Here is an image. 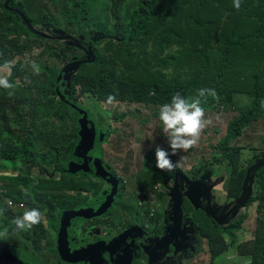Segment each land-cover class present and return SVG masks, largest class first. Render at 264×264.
Wrapping results in <instances>:
<instances>
[{
  "label": "trees",
  "instance_id": "trees-1",
  "mask_svg": "<svg viewBox=\"0 0 264 264\" xmlns=\"http://www.w3.org/2000/svg\"><path fill=\"white\" fill-rule=\"evenodd\" d=\"M39 1L47 13L41 22L42 27L51 19L56 21L49 36L64 34L72 38L66 44L60 39L47 37L40 44L29 42L35 33L26 28L17 13L8 12L0 5V70L6 62H13L10 74L3 76L0 73V77H6L14 86L12 89L0 87V161H20L18 166L10 167L15 174L14 179L3 187L6 193L0 189V210L4 214V196L12 197L18 203L29 199L49 201L54 190L48 184L56 173L50 174V171L67 169L68 162L75 159L73 152L80 140L78 119L83 116L59 99L56 83L63 66L72 61L77 51L82 52L74 39H79L82 28L93 20L92 13L79 0ZM126 2L111 0V5H107L113 20L112 28L107 15L103 21L108 33L97 34L91 24L86 28L85 45L92 48L95 59L80 65L72 74L67 85V100L79 105L84 98L86 102L92 100L94 105L109 104L108 97L112 96L113 102L160 108L177 92L193 98L200 88L215 89L218 99L210 96L201 99L204 108L215 115L235 114L222 138L223 142L228 141L227 147L219 150L216 158L220 155L218 162L227 163L230 169L226 200L236 199L242 194L249 165L257 156L247 154L244 157L242 148L234 147L230 142L261 116L264 0H240L239 10L234 7V0H139L128 20L122 13ZM196 3L200 10L193 14L191 6ZM13 4L29 11L38 2L11 0L10 5ZM70 5L72 10L68 9ZM19 32L26 34L21 36ZM49 40L55 44L48 45ZM35 51L38 54L30 62L21 60ZM254 54L256 61L250 64ZM83 55L87 58V54ZM215 57L213 66L211 60L214 61ZM225 63L227 68L223 70ZM30 68L35 72H29ZM28 83L29 87L26 86ZM228 88L233 92L222 96ZM9 92L13 94L10 96ZM235 92L241 96L234 95ZM239 99L247 108L235 113ZM152 121L156 128L161 124L159 113L149 111L141 119L145 126ZM100 128L106 134L104 140L107 143L113 132L112 124ZM179 154L175 161L171 157L174 163ZM140 158L148 170H159L155 150L151 147L140 154ZM0 170L8 169L0 167ZM18 170H27L26 182H33L34 195L25 197ZM45 170L49 176L42 179ZM174 170H180L179 166ZM251 190L249 204L242 211L243 216L249 215L250 207H253L251 226L242 224V216L223 227L215 223L211 225V221L202 225L209 246V264H216L227 244L234 245L227 241L224 229L233 241L239 240L236 232L242 234V241L235 243L240 257L248 264H264V168L256 174Z\"/></svg>",
  "mask_w": 264,
  "mask_h": 264
},
{
  "label": "flooded vegetation",
  "instance_id": "flooded-vegetation-1",
  "mask_svg": "<svg viewBox=\"0 0 264 264\" xmlns=\"http://www.w3.org/2000/svg\"><path fill=\"white\" fill-rule=\"evenodd\" d=\"M37 2L39 6L42 5L39 0ZM46 14L44 9L42 20ZM40 28H42V24H39V30ZM87 31V29H83L80 33ZM46 36L47 38L51 37ZM85 36L87 38L86 34ZM37 41L42 42L41 40ZM81 51L83 52L82 49ZM134 105L144 106L147 109V112L137 111L133 115L145 135H157L158 131L154 122L151 127L141 123V119L152 108L144 104ZM103 109L104 112L109 111L106 107ZM117 120L115 116L110 120L113 132L107 142L111 139L112 134L117 132L115 126ZM146 136L141 145H136L131 149L140 153L144 148H148ZM116 138L117 140H111L114 152L121 149V143H123L121 135H117ZM138 147L140 148L137 149ZM262 151L263 147L257 149L256 155L259 158H254L252 162L256 163L259 159L264 158ZM91 156L94 157L92 154ZM77 162L82 163L83 161L80 159ZM104 164L107 170H94L93 162H90L92 170H78L71 174H68L66 170H51L50 174L53 171L56 173L48 187L54 190V194L47 202L29 199L25 203H18L12 197L4 196V203L10 201L11 204L7 205L0 225L9 226L11 221L22 215L24 211L39 206L43 207L39 210L44 214V220L40 225L34 226L32 230L20 232L18 235H9V238L0 239V242L9 246L22 261L28 264H101V262L102 264H122L126 260H136L143 264H185V260L205 255L209 250L202 226L206 221H211L209 222L211 225L215 223L217 226L223 227L239 220V218L227 219L226 225H219L213 215L209 220H204L201 218V213L205 208L202 205L199 206L196 197L192 196L196 202L192 205L187 196L181 195L184 197V217L181 225L178 226L173 212V200L176 196L174 189L178 184L180 186L181 180L188 181L186 173L182 172L180 168V170L173 171L148 170L141 163L144 167L143 170H136L133 175L123 177V174L129 173L130 170H120L121 166H114L111 162ZM195 172L198 179L203 182L204 179L219 177L222 178V181L225 180V176L210 175L211 170H195ZM183 173L186 179H183ZM109 174L110 177L103 178ZM18 176L21 187L34 195V184L31 180L26 182L27 174H22L21 170H18ZM46 176H49L48 170L43 172L42 179ZM103 179H108L114 190H110L109 187L102 184ZM4 186L2 184L0 189L5 192ZM206 187L210 192L212 207L214 193L221 192V190L216 185L213 187L210 183L206 184ZM104 188L112 193L109 198L108 195L102 193ZM122 194L125 196L124 203L121 210L117 211L115 201ZM68 196L73 197L74 201L67 203ZM204 201L208 207L207 200L204 199ZM217 202L221 215L228 204L231 203L232 207L235 205L236 199L227 201L224 193ZM21 206L23 208L19 209ZM244 209L240 210L242 213L241 222L247 226L250 214L243 216ZM66 211H77L83 214L64 216ZM227 213H223L221 216L213 214L222 220ZM183 230L187 231L184 236ZM133 232L137 233L136 237L132 236ZM224 235L229 236L228 234ZM236 236L239 240L240 237L242 238L240 232H236ZM65 253H83L85 255L82 261L73 262L63 259L62 254ZM100 257L102 261H100ZM175 257L184 258V260L174 263Z\"/></svg>",
  "mask_w": 264,
  "mask_h": 264
},
{
  "label": "rangeland",
  "instance_id": "rangeland-1",
  "mask_svg": "<svg viewBox=\"0 0 264 264\" xmlns=\"http://www.w3.org/2000/svg\"><path fill=\"white\" fill-rule=\"evenodd\" d=\"M139 0H127V4L122 7V13L123 17L128 20L129 17L131 16L133 10L137 7ZM195 1V0H190V2ZM79 3L82 4V6H86V8L92 13V18L93 19L90 23L86 25L84 29H86L90 24L93 26L92 29H94L97 34L101 33H108L109 30L106 28L104 25L103 21L105 20L106 15L109 17V23H110V28L113 26V20L110 15V9L108 6L111 5V0H79ZM69 10L73 9V6L70 5L68 7ZM29 15V19L32 23V25L36 28H39V22L41 19V16L44 13V8L40 7L39 4L34 5L29 11L27 12ZM58 19L68 25V22H66L62 17L57 16ZM102 20V21H101ZM56 23L54 20H50L48 23H46L40 30L34 31L35 35H31L29 38V42H37L40 44L37 40L43 41L44 38H46V35H49L52 33L51 27ZM60 25V23L58 24ZM83 30V28H82ZM63 33L67 32L65 30L62 31ZM68 33V32H67ZM54 37H63L61 40L64 44H66L68 41H71L70 36L66 35H61V36H54ZM85 33L82 32L79 37L78 45L79 47H83L84 49H88L86 46H84L85 43ZM94 40V39H93ZM48 45L53 46L55 42L53 40H49L47 42ZM43 46V45H42ZM85 54H87L86 51H83ZM83 52H78L76 56L82 57ZM38 54L37 51L28 54L26 57L22 58L21 60L24 61L25 63L30 62L34 57H36ZM215 54L212 52V55ZM81 59V58H80ZM76 59V60H80ZM82 61H89L88 58H85V55H83V58L81 59ZM215 60L216 57L214 58V61L211 60V63L213 66H215ZM53 64V63H51ZM219 66V65H218ZM77 66H74L71 68L64 76L62 79L61 87H60V93L68 98V93H67V85H66V80L71 71L74 70ZM227 65H223V70H226ZM29 72H35L34 69L30 68L28 69ZM1 75L7 76L9 73V70H0ZM29 87V83L26 85ZM232 93L233 90L228 88L226 91L222 93V96L227 95L228 93ZM58 95V94H57ZM236 96H241L240 93H234ZM59 96V95H58ZM81 105L87 109L90 112L91 118L96 119L98 126H102L104 122L110 121L114 117V112H113V106L114 105H108L105 104L106 109H109V114L110 117L108 118V114L104 112L100 108H95L94 102L92 100H88L86 102V98H84L83 101H79ZM246 104L242 101L237 102V109L235 113L245 111L246 110ZM156 109V108H155ZM137 111H142V112H147V109L144 106L140 105H134V104H124L121 105L118 112L119 115L116 117L118 120L115 122V126L117 127V132L112 134L111 139L104 145V159L102 160L104 163L111 162L114 166H121L120 170H130L129 173H124L123 177H127L129 175H133V173L136 170H143V166L141 164V158L140 154L145 151L147 148H144L142 152L139 153V151H134L131 149L132 147L136 145H141L144 141V137L146 136L144 131L142 130L138 120L133 116ZM116 113V112H115ZM259 113H260V118L254 122H251L248 124V126L243 130V133L241 136H239L236 140L231 141V145L234 147L242 148V151H245L242 153V155L245 157L247 154L252 156L253 154L257 153V149L264 147V99H262L260 107H259ZM123 114H126L125 118H122L119 120V117L122 116ZM218 116V117H217ZM235 114L231 112V114L224 116L223 114H218L215 115L213 112L207 108H205V118L209 120L210 122L207 124L203 132L201 133L200 136V141L197 147H194L192 149H189L188 151H181L179 154V157L177 159V162H179L178 166L182 170V172L186 173L188 176V181L190 182H197L200 181L196 175L195 170H211L210 175L215 174V176H225V180L222 181V178H213V179H204V183L208 184L210 183L213 187L216 185L217 188L221 190V192H215L212 200V212L218 216L220 215V207L217 202V200H220L224 193L227 191V187L229 184L228 180V164L226 163H219L218 159H221L220 155H217L216 158V153L219 152V150H223L224 148L227 147V142H223L222 138L225 136L228 127L230 126V119L234 117ZM155 121V120H153ZM152 121V122H153ZM152 122L148 124L149 127L152 126ZM161 123V122H159ZM227 128V129H226ZM157 135H148L146 136L148 140L149 147L152 149H156L157 146L161 145H166V138L167 135L164 133L163 130V124H159L157 126ZM78 135H80V132H77ZM223 134V135H222ZM100 135V134H99ZM121 135L123 143H121L122 148L114 152V148L112 147V141L117 140L116 136ZM222 135V136H221ZM112 140V141H111ZM79 145V144H78ZM101 144L98 141L95 149L93 150L94 153L101 155ZM92 152V151H91ZM91 152L89 154H91ZM88 154V155H89ZM99 159L100 157L98 156L95 161H94V166L99 165ZM173 161H175L176 156H174ZM7 159H2L0 161V167L7 168L8 170H0V186L2 184L8 185V182L5 181H12L14 179V172L10 170V167H15L20 164L16 162L13 163L12 161H6ZM77 160H74L73 163H76ZM14 164V165H13ZM78 164H83V163H78ZM214 164V165H213ZM212 166V167H211ZM230 170V169H229ZM22 174H27V170H21ZM208 177V176H207ZM206 177V178H207ZM106 178V177H103ZM222 181V182H221ZM188 183V184H187ZM105 186L109 187L110 190H114V188L111 186L110 182L108 179H103V183ZM161 185V184H160ZM102 193L105 195H108V198L112 195L109 190L104 188L102 190ZM180 194L182 196H195L197 199V202L200 205H202L205 210L201 213V218L204 220H209L210 217L212 216V212L208 209V207L205 204V192L202 188L198 186L191 185L189 182H186L185 180L180 181ZM124 194L120 195L118 197V200L116 202V209L117 211L121 210L123 201H124ZM241 197V193L237 196L236 200ZM107 198V199H108ZM74 198L71 196L67 197V203L73 202ZM236 204V203H235ZM40 209L41 206L39 207H34ZM232 208V204H228L224 210L223 213H227L230 211ZM241 209L236 210L229 218L228 220H231L233 218L238 219L239 216H241L242 213H240ZM68 212V211H66ZM64 212V213H66ZM222 213V214H223ZM253 213V207L250 209L249 214ZM218 214V215H217ZM221 214V215H222ZM220 215V216H221ZM227 220V221H228ZM253 224V220L250 219L247 222V227L251 226ZM139 233L140 230H138ZM224 234H228L227 230H223ZM229 235V234H228ZM133 237L137 236L136 232H133L132 234ZM226 236V239L229 243H234L231 247L227 244L226 246V251H224L218 260L216 261V264H248L246 260H244L243 257H240L238 252H237V244L239 240H231L230 235ZM230 237V238H229ZM240 241H242V238L240 237ZM204 256V257H203ZM184 258L180 257H175L174 258V263L183 261ZM246 261V262H245ZM210 263V253L209 250L205 253V255L196 257L194 259H187L185 260V264H209ZM122 264H143L140 263L136 260H126Z\"/></svg>",
  "mask_w": 264,
  "mask_h": 264
},
{
  "label": "clouds",
  "instance_id": "clouds-1",
  "mask_svg": "<svg viewBox=\"0 0 264 264\" xmlns=\"http://www.w3.org/2000/svg\"><path fill=\"white\" fill-rule=\"evenodd\" d=\"M10 2H11V0H10ZM10 2L8 3L7 0H0L1 8L3 7L8 12H11L14 14L17 13L22 18V22L26 25V28L30 32H34L36 30H39V28L34 27L31 23V21L27 19L25 12H28V10H23L22 7L17 5V4L10 5ZM18 4H19V2H18ZM234 7L237 10H239L241 8L240 0H234ZM2 11H3V9H2ZM41 22H42V19H40L39 24H41ZM19 34L21 36H23V35L25 36L26 33L19 32ZM50 38L58 39L57 37H54V36L53 37L51 36ZM12 63L13 62H11V61L6 62L4 67L1 68L3 70H9L8 75L10 74V69H11ZM33 67H36L35 62H33ZM3 76H5V75H3ZM0 87H3L5 89H12L14 86H13V84L9 83V81L6 77H0ZM12 94H13L12 92H9L10 96ZM209 96L212 97L213 99H218V95H217L215 89L200 88L198 90L196 96L193 98L185 97V96L181 95L179 92H177L174 95H172L171 100L169 102L162 104L160 106V108L150 106L152 108L151 111H153L155 114L159 113V120L163 124V130H164V133L167 135V143H168V145L167 144L161 145L160 147L157 146L155 149L156 167L157 168H159L162 171H173L178 166L179 162L174 163L171 160V157L177 156L178 153L181 151L186 152L189 149H192V148L198 146L201 133L203 132V130L205 129L207 124L210 122L209 120H207L205 118V108L202 104L201 98L206 99ZM113 101H114V97L109 96L108 97V103H109L108 105H114L113 106V112H114V116L117 117L119 115L118 110H119L120 106L127 104V103L113 102ZM132 104H138V103H132ZM103 107H106L105 104L97 103L95 105V108H100L104 111ZM105 112H107L108 118H109L110 117L109 111H105ZM88 113L90 116V112H88ZM125 117H126V114H123L122 116L119 117V119H122ZM106 124H112V123H110V121H107L103 127H105ZM104 144H106V142L102 143L101 149H102ZM101 152H102V150H101ZM263 154H264V147H263V151H262V156H263ZM101 158L103 160V153L101 154ZM258 158H259V156H256V159H258ZM77 160H80V159H77ZM69 162H68V164H69ZM252 163H254V162H252ZM103 165L106 169V166L104 163H103ZM261 169H263V168H261ZM261 169H259L256 172V174L258 172H260ZM66 172H67V170H66ZM256 174H255V178H256ZM23 191H24L25 197L31 196V192L29 190L25 189ZM187 197L190 200L189 196H187ZM183 201H184V197H182V202ZM190 202L192 203V205L194 204V202H192L191 200H190ZM10 203H11L10 201L7 203L5 202L3 209L7 210V205ZM22 208H23V206H21L19 209H22ZM182 209H183V203H182ZM80 213H82V212H80ZM3 214H4L3 211L0 210V216H2ZM174 214H175V212H174ZM175 217H176V215H175ZM183 217H184V213H182V219H183ZM182 219H181V222L179 223L177 221V218H176V222H177L178 226L181 225ZM43 220H44V214L38 208H31L29 210H26L23 212L22 215L17 216L16 218H14L11 221V225H14V227H11V225H9V226L0 225V239H7V238H9V235H18L20 232L30 231L33 229L34 226L40 225ZM224 225H226V224H224ZM10 227H11V232H10ZM186 232H187L186 230H183V236L185 235ZM73 254L82 255V256L85 255L83 253H73ZM63 255H66V253L62 254V257H63ZM83 258L80 261H82ZM63 259H65V258L63 257ZM65 260H67V259H65ZM67 261H70V260H67ZM26 264H28V263H26Z\"/></svg>",
  "mask_w": 264,
  "mask_h": 264
},
{
  "label": "water",
  "instance_id": "water-1",
  "mask_svg": "<svg viewBox=\"0 0 264 264\" xmlns=\"http://www.w3.org/2000/svg\"><path fill=\"white\" fill-rule=\"evenodd\" d=\"M7 2L9 3L10 0H7ZM58 39H63V37H57ZM77 42H79V39H74ZM69 45H73L72 43H70ZM79 47V45H78ZM83 51L87 52V58L89 59V61H82L79 56H75L72 61H70L69 63L65 64L62 68V70L60 71L58 78H57V83H56V93L59 95V99L62 100L63 102H65L67 105H69L72 109H74L75 111H77L81 116H83L82 118L78 119V125H79V131L80 132V140L78 142V144L75 147V150L73 152V157L75 159H72L67 167V172L68 173H75L78 170H92L90 167V162H93V166H94V161L95 159L99 156V165L98 166H94V170H106L104 165H103V161L101 158V155L94 153V149L98 143V141L100 142V144L102 145V143L105 142L104 138H106V134L103 133L102 128H100L97 124L96 119L91 118L89 116V111L87 109H85L83 106L79 105L78 103L75 104L69 100H67L66 97H64L61 93H60V87H61V83H62V79L63 76L74 66H77L76 68H74L73 71H71L67 77L66 80V85L69 84L70 78L72 76V74L77 70V68L87 62L93 61L95 59V56L93 55L92 52V48L89 47L88 49H84L83 47H80ZM76 59H80V60H76ZM108 124H106L107 126ZM98 134H100L98 136ZM92 151V152H91ZM91 152V154L94 156L92 157L91 154H89ZM89 154V155H88ZM77 159H81L83 162V164H78L79 162L73 163L74 160ZM264 168V158L258 160L255 164H253L252 166L249 167L245 181H244V185H243V190H242V194L241 197L239 199H237L236 204L231 208V210L223 217L222 220L218 219L213 213V217L216 219L217 223L219 225H224L228 219V217L230 215H232L236 210L238 209H243L249 202V200L251 199V186L253 184V182L255 181V174L256 172L261 169ZM110 177L111 175H107L104 177ZM183 179L185 178L184 173L182 174ZM189 182L191 185L194 186H198L200 188H203L205 190V199L208 202V209L212 212V207H211V197H210V192L208 190V188L206 187V184H204L203 181H197V182ZM188 184V183H187ZM175 191V195L174 196V200H173V212H175L177 221L180 223L181 219H182V213H183V209H182V197L180 196V186L179 184L176 186V188L174 189ZM190 200L192 202H194V204H196L195 200L189 196ZM82 213L77 212V211H68L64 214V216H79ZM63 257L67 260L73 261V262H77L80 261L84 256L82 255H77V254H66L63 255ZM100 261H102L101 257H100ZM0 264H26L24 263L19 256L7 245H5L3 242H0ZM102 264V262H101Z\"/></svg>",
  "mask_w": 264,
  "mask_h": 264
},
{
  "label": "crops",
  "instance_id": "crops-1",
  "mask_svg": "<svg viewBox=\"0 0 264 264\" xmlns=\"http://www.w3.org/2000/svg\"><path fill=\"white\" fill-rule=\"evenodd\" d=\"M191 7H192L193 14H195V13L198 14V12L200 10L199 4L196 3L195 5H192ZM255 61H256V54L251 56L250 64H253Z\"/></svg>",
  "mask_w": 264,
  "mask_h": 264
},
{
  "label": "built area",
  "instance_id": "built-area-1",
  "mask_svg": "<svg viewBox=\"0 0 264 264\" xmlns=\"http://www.w3.org/2000/svg\"><path fill=\"white\" fill-rule=\"evenodd\" d=\"M11 204V203H10Z\"/></svg>",
  "mask_w": 264,
  "mask_h": 264
}]
</instances>
